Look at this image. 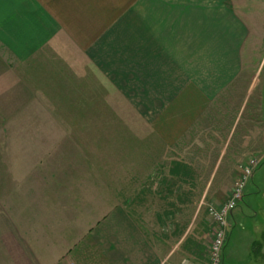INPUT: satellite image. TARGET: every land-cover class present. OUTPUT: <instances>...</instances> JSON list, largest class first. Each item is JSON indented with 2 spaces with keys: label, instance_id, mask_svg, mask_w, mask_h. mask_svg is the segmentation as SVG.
Masks as SVG:
<instances>
[{
  "label": "crops",
  "instance_id": "1",
  "mask_svg": "<svg viewBox=\"0 0 264 264\" xmlns=\"http://www.w3.org/2000/svg\"><path fill=\"white\" fill-rule=\"evenodd\" d=\"M259 32L264 33V1L258 0H0V70L11 74L2 75L10 81H27L23 92L16 86L11 94L15 102L23 103L22 98L40 89L35 73L58 56L59 67L68 59L74 64L75 78L81 82H96L102 70L127 96L124 103L134 104L139 119L158 127L171 118L177 128L170 134L177 142L166 149L172 157L155 159L156 171L124 189L121 206L113 203L112 195L105 209H80L77 215L83 220L77 221L67 211H77L80 203L74 199L75 189L65 183L64 188L49 187L60 195L59 206L55 202L58 208H52L47 204L52 198H45L43 215L59 218L28 223L22 237L9 231L4 240L11 247V264H206L213 231L209 209L222 205L219 195H210L211 185L233 183L241 173L230 170L237 165L229 166L224 155L214 161L193 158L195 144L187 137L179 145L185 136L179 138L184 128L177 125L186 113L183 108L193 102L220 108L237 100L230 94L246 83L242 76L249 57H254L253 38ZM244 110L242 106L230 123L225 151L232 152L239 134L249 135V126H256L253 112L240 125ZM213 114L216 120L218 113ZM234 148L233 158L242 159L237 154L241 150ZM222 167L232 175L227 170L217 181ZM42 190L48 194L45 186ZM63 190L66 200L61 199ZM263 235L259 225L245 228L251 255L264 256ZM232 237L228 233L224 264Z\"/></svg>",
  "mask_w": 264,
  "mask_h": 264
},
{
  "label": "rangeland",
  "instance_id": "2",
  "mask_svg": "<svg viewBox=\"0 0 264 264\" xmlns=\"http://www.w3.org/2000/svg\"><path fill=\"white\" fill-rule=\"evenodd\" d=\"M260 20L261 17L258 21L261 27ZM259 33L262 34L257 33L253 38L254 57L248 58L249 65L242 76L246 83L230 94L237 100L224 103L220 108L218 104L202 108L193 102L183 108L186 113L180 115L181 124L177 125L184 128L179 138L185 136L182 143L179 140V145H183L187 137L192 146L195 144L191 153L193 158L214 161L224 155L225 160L231 161L229 166L232 163L237 165V168L230 169L241 173L233 183L211 185L209 193L221 197L217 200L221 206L228 203L230 198L227 196H231L248 169L255 174L246 182L243 199L237 202L234 215L230 216L228 233L230 238L233 237L225 264H264V256L250 254L243 236L249 225L261 226L264 233V33ZM55 58L57 60L53 58L52 65L48 64L42 72L35 73L39 75L34 76L40 89L34 88L35 94L22 98L23 103L15 102L17 99L11 94L16 91V86L20 93L23 92L22 86L27 81H10L2 75L11 77V74L0 70V264H11V247L5 243L10 232L22 237L23 227L28 223L42 222L43 217L59 218L58 215H43L45 198H52L50 202V198L47 200L52 208H58L55 202L60 200V195L50 192L49 187L60 185L64 188L65 183V186L69 185L67 189H75L74 199H80V203H76L77 211L75 208L67 211H71L75 218L77 216V221H82L77 215L80 209L81 213L89 209L102 210L112 195L115 198L113 203L121 206L124 189L141 184L151 176L156 171L153 161L170 159L172 155L166 149L172 142H177L176 136H170L173 131L177 133L171 118L161 120L158 127L152 125V120L139 119L134 112V104L127 106L124 103L129 99L102 70H99L98 77L95 76L96 82L84 79L81 82L76 80L74 64L69 59L67 67L62 63L65 69L59 67L60 57ZM18 73L21 78L25 77ZM79 82L83 85H78ZM252 83L254 89L250 90ZM132 91L137 92V88L133 87ZM249 95L251 98L247 102ZM242 106L245 110L240 125L244 126L247 115L253 112L252 116L255 114L257 117L256 126H249L248 130L253 127L249 135L245 132L242 136L239 134L232 152L225 151L223 143L228 128ZM213 113H218L216 120ZM236 139L237 134L234 141ZM234 147L242 151L237 153L242 155V159L233 158L236 156ZM227 170L232 175L229 168L222 167L217 181L223 179ZM44 186L47 195L42 190ZM63 191L61 199L66 200L68 197ZM62 204L63 200L61 207Z\"/></svg>",
  "mask_w": 264,
  "mask_h": 264
},
{
  "label": "built area",
  "instance_id": "3",
  "mask_svg": "<svg viewBox=\"0 0 264 264\" xmlns=\"http://www.w3.org/2000/svg\"><path fill=\"white\" fill-rule=\"evenodd\" d=\"M245 175L246 176L236 184L231 199L226 205L219 208L212 206L209 209L213 224V232L206 264L224 263V250L228 239L230 213L236 207L237 202L242 199L244 186L252 176V171L248 169L245 172Z\"/></svg>",
  "mask_w": 264,
  "mask_h": 264
}]
</instances>
